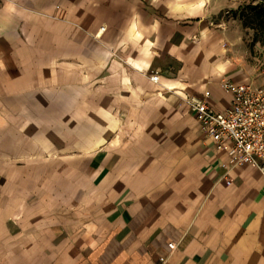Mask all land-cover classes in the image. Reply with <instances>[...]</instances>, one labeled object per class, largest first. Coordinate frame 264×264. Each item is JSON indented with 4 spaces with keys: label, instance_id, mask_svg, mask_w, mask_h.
<instances>
[{
    "label": "crops",
    "instance_id": "1",
    "mask_svg": "<svg viewBox=\"0 0 264 264\" xmlns=\"http://www.w3.org/2000/svg\"><path fill=\"white\" fill-rule=\"evenodd\" d=\"M250 1L0 0V264H264V176L186 101L264 84Z\"/></svg>",
    "mask_w": 264,
    "mask_h": 264
},
{
    "label": "built area",
    "instance_id": "2",
    "mask_svg": "<svg viewBox=\"0 0 264 264\" xmlns=\"http://www.w3.org/2000/svg\"><path fill=\"white\" fill-rule=\"evenodd\" d=\"M150 80L158 81V74L150 75ZM221 87L232 94L231 105L223 111L209 105L208 91L202 97L190 95L186 101L213 141L215 152L223 155L221 167L226 172L247 165L264 176V84H234L223 79ZM168 246L172 249L174 244Z\"/></svg>",
    "mask_w": 264,
    "mask_h": 264
},
{
    "label": "rangeland",
    "instance_id": "3",
    "mask_svg": "<svg viewBox=\"0 0 264 264\" xmlns=\"http://www.w3.org/2000/svg\"><path fill=\"white\" fill-rule=\"evenodd\" d=\"M233 13L245 29L243 37L248 48L249 61L256 66V75L264 83V0L256 4H251L250 1Z\"/></svg>",
    "mask_w": 264,
    "mask_h": 264
},
{
    "label": "trees",
    "instance_id": "4",
    "mask_svg": "<svg viewBox=\"0 0 264 264\" xmlns=\"http://www.w3.org/2000/svg\"><path fill=\"white\" fill-rule=\"evenodd\" d=\"M253 8V7H252ZM255 8V7H254Z\"/></svg>",
    "mask_w": 264,
    "mask_h": 264
}]
</instances>
